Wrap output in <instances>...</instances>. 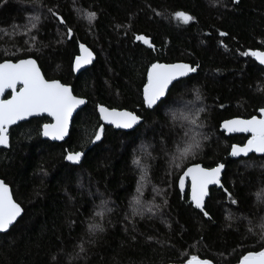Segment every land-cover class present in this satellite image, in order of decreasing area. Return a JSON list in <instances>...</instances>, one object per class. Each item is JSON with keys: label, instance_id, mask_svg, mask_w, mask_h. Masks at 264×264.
<instances>
[{"label": "trees", "instance_id": "obj_1", "mask_svg": "<svg viewBox=\"0 0 264 264\" xmlns=\"http://www.w3.org/2000/svg\"><path fill=\"white\" fill-rule=\"evenodd\" d=\"M178 11L194 19L183 23ZM81 44L96 59L74 75ZM257 49L264 50V0H0V62L31 57L46 79L87 100L63 143L41 138L45 117L10 129L0 179L23 214L0 234V264H181L193 255L236 264L264 248V157L231 160L229 147L246 138L219 131L222 121L264 107V70L244 55ZM179 61L196 68L186 85L159 112L144 108L147 69ZM99 105L144 120L136 132L117 131L101 123ZM99 125L101 141L85 144V132ZM203 134L211 136L201 139L198 156L181 163L177 149ZM73 151L85 153L79 165L64 159ZM193 163L225 164L223 187L205 202L211 219L177 187ZM90 224L104 230L92 234Z\"/></svg>", "mask_w": 264, "mask_h": 264}, {"label": "snow or ice", "instance_id": "obj_2", "mask_svg": "<svg viewBox=\"0 0 264 264\" xmlns=\"http://www.w3.org/2000/svg\"><path fill=\"white\" fill-rule=\"evenodd\" d=\"M238 3V0H234ZM51 12L52 10L49 9ZM52 15L57 16L55 12ZM94 12L88 13V18H95ZM175 18L183 23H188L194 18L183 11H178ZM60 23H66L63 18L58 17ZM33 21L38 20V17H33ZM35 27V23H32ZM71 29H68V35L71 36ZM222 36L225 33H220ZM137 40H142L145 44L151 47L147 38L143 35H137ZM81 55L75 58V69H80L83 65L90 64L92 61V52L89 51L83 44L80 45ZM251 55L260 65H264V51H251L244 55ZM196 68L186 63H152L147 69L146 82L142 88V104L144 108L153 112H159L161 108L167 106L171 101L172 92L179 87L185 86L184 77H188L189 73H194ZM19 85V88L17 87ZM11 90V96L8 99H0V146L9 147L10 132L12 125L20 121L27 120L30 117L41 116L47 114L51 117V123L42 125V135L53 140H63L68 135L69 123L73 116L74 110L78 106L84 105V99L73 94L72 89L61 83L58 80H48L42 75L37 61L32 58L20 59L13 63L6 60L0 63V95L5 93V90ZM197 93V99H199ZM203 111V109H200ZM99 119L112 125L118 129L132 130L136 132L138 127L144 120V117L133 111L118 110L116 108H108L98 106ZM262 118L253 116L250 119H232L223 123L222 127L229 133L245 132L251 133V137L243 146L233 145L231 155L233 157L241 154L247 156L249 153L264 154V108H260ZM196 123V120L192 121ZM105 132L103 125L96 127L92 133L85 132L84 143H93L101 141L102 135ZM129 135L131 133H128ZM201 147L200 142L193 137L191 142L180 153L178 159L194 154L196 149ZM85 153L82 151L68 152L64 159L72 164H79L82 156ZM133 163L139 165L140 161L135 158ZM177 168L180 164L175 165ZM223 164H218L216 167L206 168L201 164L196 163L186 167L183 170V175L179 177V187L185 188V178L191 180V201L195 208L199 209L203 215L211 219L206 211L205 197L208 195L209 185H219L223 187L220 181L221 169ZM226 191V190H225ZM231 203L236 204L237 201L231 199ZM138 203V201H136ZM152 211L151 208L148 209ZM22 207L16 202L9 190V187L0 181V234L8 235L10 231L19 223L18 217H21ZM96 215H101L97 213ZM104 229L100 224H90L89 232L95 234L97 231L102 232ZM264 238V237H262ZM81 251H84L81 246ZM186 264H210L207 260H199L193 255L187 260ZM239 264H264V250L248 252L239 261Z\"/></svg>", "mask_w": 264, "mask_h": 264}, {"label": "water", "instance_id": "obj_3", "mask_svg": "<svg viewBox=\"0 0 264 264\" xmlns=\"http://www.w3.org/2000/svg\"><path fill=\"white\" fill-rule=\"evenodd\" d=\"M87 49H89V51H91L92 52V54H93V56H92V61H91V63L90 64H87V65H83L80 69H75L74 68V65H75V58H74V60H73V62H72V70H73V74L74 75H77V74H79L80 72H82V71H84V70H86V69H88L89 67H91L92 65H93V63L95 62V59H96V56H95V54H94V52L89 48V47H87L86 45H84ZM254 51H264V50H259V49H257V50H254ZM82 53H81V48H80V46H79V49H78V54H77V56L78 55H81ZM28 58H31V57H28ZM26 59V58H25ZM33 59V58H32ZM252 59H253V61L259 66V67H261L263 70H264V65H260L259 64V62L254 58V57H252ZM6 61V60H5ZM2 62H4V61H2ZM2 62H0V63H2ZM11 62H13V61H11ZM16 62H18V61H16ZM16 62H13V63H16ZM172 63H186V62H181V61H179V62H172ZM186 64H188V63H186ZM37 65H38V63H37ZM39 67V66H38ZM41 70V69H40ZM41 73H42V71H41ZM192 73H189V76L191 75ZM42 75H43V73H42ZM188 76V77H189ZM188 77H184L183 79H186V78H188ZM49 80V79H48ZM53 80H57V79H53ZM59 81V80H58ZM61 82V81H60ZM62 83V82H61ZM63 84H65V83H63ZM66 85H68V84H66ZM70 88H71V86L70 85H68ZM18 88H19V85L17 86ZM72 89V88H71ZM10 96H11V90L10 89H8V90H5V93L3 94V95H0V99H8V98H10ZM263 97H264V95H263ZM81 98V97H80ZM82 99H84V98H82ZM142 99H143V97H142ZM85 100V102L87 103V100L86 99H84ZM86 103L84 104V105H80V106H78L77 107V109L76 110H74V112H73V116H72V118H71V120H70V123H69V130H68V135H66L65 137H64V139L63 140H53V139H51V138H48V137H44L41 133H42V126H41V132H40V135H41V138L43 139V140H46V141H48V142H51V143H63L67 138H68V136H69V131H70V127H71V123H72V120H73V118H74V116L77 114V112L80 110V109H82L85 105H86ZM99 106H102V105H99ZM264 108V107H263ZM97 114H98V116H99V111H98V107H97ZM118 110H125V109H118ZM129 111V110H128ZM253 116H255V117H257L258 119L259 118H262L261 117V113L259 112V109L256 111V114L255 115H253ZM253 116H251V117H248V118H242V117H233V118H230V119H227V120H232V119H250V118H252ZM42 117H45V118H47L49 121L48 122H46V123H51L52 122V120H51V117H48L47 116V114H42L41 116H36V117H30V118H28L27 120H24V121H20V122H18L17 124H15V125H12L11 127H10V129L12 128V127H14V126H16V125H18V124H20V123H23V122H27V121H30V120H32V119H36V118H42ZM227 120H224V121H222L221 123H220V126H219V131L220 132H222L223 133V135L224 136H226V137H234V136H243V137H245L246 139H245V141H244V143L243 144H232L230 147H229V150H228V158H230L231 160H240L241 158H247V157H249V156H251V155H254V156H256V157H264V154H258V153H249L247 156H245V155H243V154H241V155H239V156H236V157H233L232 155H231V150H232V146L233 145H240V146H243L244 144H246L247 143V140L251 137V133H245V132H232V133H229V132H227L223 127H222V125H223V123L225 122V121H227ZM101 123L103 124V125H105V126H108V127H111V128H113L114 130H117V131H125V132H128V131H132V130H125V129H118V128H115L114 126H112V125H108V124H106V122H104V121H102L101 120ZM10 129H9V131H10ZM0 148L1 149H8L9 147H7V148H5V147H2V146H0ZM84 158V156H82V158H81V162H82V159ZM69 164H71V165H79V164H72L70 161H67ZM193 164H196V163H193ZM199 164H201V163H199ZM220 164H223V163H220ZM190 165H192V164H190ZM190 165H188V166H190ZM218 165V164H217ZM217 165H215V166H212V167H216ZM224 165V168H222L221 169V173H220V181H221V184H222V175H223V172H224V170H225V164H223ZM187 166V167H188ZM201 166H203L202 164H201ZM203 167H205V166H203ZM206 168H210V167H206ZM181 175H183V172H182V174ZM180 175V176H181ZM0 181H3V180H1L0 179ZM4 182V181H3ZM6 184V183H5ZM7 185V184H6ZM8 187H9V185H7ZM177 187H178V190H179V192L181 193V194H184L186 191H187V194H188V197H189V200H190V202H191V204H192V201H191V180H190V178H185V188L182 190L180 187H179V178H178V181H177ZM212 188H215V189H221L222 187H220L219 185H209L208 186V195L205 197V202H206V200H207V198L209 197V191L212 189ZM9 190H10V193H11V189H10V187H9ZM11 195H12V193H11ZM13 197V196H12ZM14 199V198H13ZM192 206H193V208H195L194 207V205L192 204ZM196 210H198L199 212H200V210L199 209H197V208H195ZM22 213H23V209H22ZM22 213H21V215H22ZM203 214V213H202ZM205 217V216H204ZM20 217H18V219H19ZM205 218H207V217H205ZM260 250H264V248H262V249H260ZM260 250H258V251H260ZM246 255V254H245ZM242 259V258H241ZM240 259V260H241ZM200 260V259H199ZM239 260V261H240ZM201 261H203V260H201ZM208 261V260H207ZM186 262L187 261H185L183 264H186ZM210 262V261H209ZM210 264H212L211 262H210ZM236 264H239V262L238 263H236Z\"/></svg>", "mask_w": 264, "mask_h": 264}, {"label": "rangeland", "instance_id": "obj_4", "mask_svg": "<svg viewBox=\"0 0 264 264\" xmlns=\"http://www.w3.org/2000/svg\"><path fill=\"white\" fill-rule=\"evenodd\" d=\"M181 106H179V105H175L174 107H173V109H172V114L175 116L176 114H178L179 113V109L178 108H180ZM178 116H181V114H179ZM209 136H211L210 134H207V135H205V134H203V135H201L200 137H199V135H198V141L200 142L201 141V139L204 141V140H206V139H208L209 138ZM187 146V144L186 145H182V147L178 150L177 149V153H178V155H179V157H180V153L183 151V149L185 148ZM198 154H199V152H198V150L196 149L195 150V152H194V154H190V155H188V156H186V157H184L182 160H181V163L182 162H187V161H191L193 158H195V157H197L198 156ZM178 164L180 163L179 161L177 162ZM181 163H180V165H181ZM143 171V170H142ZM141 173V172H140ZM145 175L146 174H144V171H143V173H141L140 174V177H141V179H140V183H144V177H145ZM142 185V184H141Z\"/></svg>", "mask_w": 264, "mask_h": 264}, {"label": "bare ground", "instance_id": "obj_5", "mask_svg": "<svg viewBox=\"0 0 264 264\" xmlns=\"http://www.w3.org/2000/svg\"><path fill=\"white\" fill-rule=\"evenodd\" d=\"M23 214V213H22ZM22 216V215H21ZM181 264H183V263H181Z\"/></svg>", "mask_w": 264, "mask_h": 264}]
</instances>
